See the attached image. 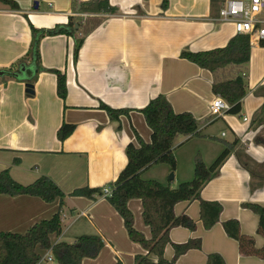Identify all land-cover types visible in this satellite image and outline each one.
Masks as SVG:
<instances>
[{"label": "crops", "instance_id": "crops-1", "mask_svg": "<svg viewBox=\"0 0 264 264\" xmlns=\"http://www.w3.org/2000/svg\"><path fill=\"white\" fill-rule=\"evenodd\" d=\"M14 1L19 11L0 4V72L12 66L15 69L28 54L30 26L50 30L66 25L68 18L80 11L76 4L91 0ZM107 1L114 14L85 12L98 15L82 21V27L87 21L99 22L88 33L40 40L43 71L31 83L32 95L26 94L25 75L0 76V173L7 170L21 185L47 177L65 195L60 210L61 233L50 237L52 246L71 244L80 236H97L104 243L103 249L96 258H85L81 264H134L136 256L147 252L128 239L122 219L106 198L70 194L84 187H111L126 166L125 149L135 143V134L149 143L150 129L138 111L150 100L163 96L175 113L190 112L197 121L205 120L209 104L216 97L211 92L213 76L181 59L180 53L223 48L236 34L231 23L218 19L222 3L212 7L210 0H166L164 7V0ZM80 38L82 45L75 61V43ZM51 71L66 77L64 101L57 96L56 76ZM236 74L243 77L246 90L241 111L238 115L225 114L212 123L221 120L232 135L230 141L219 142L237 144L220 167V174L200 191L201 199L220 203L222 213L215 226L204 230L196 201L174 207L175 216L186 215L196 228L193 232L172 228L170 241L183 244L199 239L202 245L201 250L187 252L175 264H205L211 253L219 254L225 264H264L257 257L242 256L221 225L227 220L238 221L241 234L252 237L256 248L264 247V237L257 234V215L243 207H264V112L259 111L264 105V42L250 45L246 65L226 68L219 77L227 79ZM100 105L127 110L128 114L112 120ZM63 123L74 125L75 130L60 142L56 133ZM204 129L198 130L202 133ZM221 136L225 138L226 134L222 132ZM179 138L185 142L192 139L177 137L172 151ZM159 173L164 177L167 171L162 168ZM168 185L175 188V184ZM127 207L133 215L134 229L149 240L151 233L142 220L141 201L129 200ZM58 210V200L46 203L36 197L0 194V232L25 233ZM46 256L52 261L38 264L57 263L51 253L42 255ZM164 258H173L170 245Z\"/></svg>", "mask_w": 264, "mask_h": 264}, {"label": "trees", "instance_id": "trees-1", "mask_svg": "<svg viewBox=\"0 0 264 264\" xmlns=\"http://www.w3.org/2000/svg\"><path fill=\"white\" fill-rule=\"evenodd\" d=\"M210 1L212 7L217 3L224 2V0ZM0 4L10 11H19L14 0H0ZM76 6L81 12L115 13L107 0H91L76 4ZM163 6H166V0L163 1ZM98 23L97 20H91L82 27L81 21L69 17L66 25H56L50 30H38L30 26L32 44L28 54L16 63L15 69L12 66L0 73L3 76L14 78L23 74L26 84L32 85L35 77L43 71L38 51L41 39L57 35L68 37H73L75 34L83 35L95 28ZM81 39L75 43V61L82 45ZM180 58L211 73L213 76L212 94L222 98L230 105L226 114L238 115L240 113L241 100L246 95L243 77L236 74L226 79L220 78L219 74L226 68L240 69L249 62L250 43L247 36L236 35L223 48L196 53L183 51L180 53ZM27 61L28 63H26ZM51 72L56 76L57 96L64 101L66 98V77L59 71ZM262 96L264 97V95ZM100 108L106 111L112 120H118L120 115L128 114L127 110H113L104 105H100ZM259 111L264 112V105ZM138 112L142 114L150 129V141L145 143L135 134V143L128 144L125 149L126 166L112 184L111 196L106 197V200L122 219L129 240L147 252L145 256H136L134 264H175L178 258L187 252L201 250L202 245L199 239H191L183 244H173L170 241V229L180 227L193 232L196 228V223L186 215L175 216L174 207L182 202L196 201L199 208L198 220L204 230H210L219 222L222 205L218 202L201 199L200 191L217 176L220 167L237 143L235 141L232 144H224L223 151L209 166L196 156L193 164V179L190 182L180 183L172 189L169 185H162L155 180H144L141 178V174L160 163L168 165L171 171H174L176 163L172 151L173 143L179 136L189 138L200 136L198 122L190 112L175 113L163 96L150 100ZM74 130V125L63 123L57 130L56 137L60 142H63ZM0 194L10 197L21 195L36 197L46 203L59 201L58 212L50 219L35 224L25 233L0 232V264H38L47 250H51V254L58 264H81L85 258H96L103 249L104 243L97 236H80L71 244L51 245L50 237L61 233L60 210L65 197L51 179L42 176L29 185H21L12 180L8 171L4 170L0 173ZM70 196L88 199L95 196L102 197V189L84 187L74 190ZM133 199L141 201L142 220L151 233L149 240L134 229L133 215L127 207L128 201ZM243 207L257 215V234L264 237V207L257 204H245ZM221 225L225 234L237 243L238 251L242 256L264 260V247L256 248L252 237L242 235L238 221L227 220ZM168 245L173 249L171 260L164 258V251ZM151 256L155 257L156 261H153ZM116 264L121 263L117 262ZM205 264H225V262L219 254L211 253L206 256Z\"/></svg>", "mask_w": 264, "mask_h": 264}, {"label": "rangeland", "instance_id": "rangeland-1", "mask_svg": "<svg viewBox=\"0 0 264 264\" xmlns=\"http://www.w3.org/2000/svg\"><path fill=\"white\" fill-rule=\"evenodd\" d=\"M42 7L43 5L41 6V8ZM243 118H241V120ZM200 120L201 119L197 121L198 129L201 130L206 127V129L202 131L201 135L194 137L186 142L185 140L180 141L181 138H179L178 140L180 141L179 144L183 143V145L177 147L179 145L178 144L176 147H174L173 156L175 158V163H176L174 171H171L168 165L160 163L148 168L144 173L141 174V178L144 180H155V181H159L160 179L163 185L167 186L169 183H171V184H175V188H176L180 184V182L181 183L190 182L193 179V164L196 156H198L205 165L208 166L211 165L213 161L217 158V156L224 149V145L219 141L220 140L230 141L232 135L229 129L224 125V123H222L221 120L209 124L210 119L208 113L205 120L204 119H202V121ZM236 121H238V118L236 119ZM222 132L226 134L225 138L221 136ZM162 168L165 169V171H167L164 177H160L159 175L160 174L159 171ZM218 173L220 174L219 171ZM135 248L139 251V247L135 246ZM119 250L127 251V249L122 247H119ZM125 260L127 259L125 258ZM129 263L130 262H128V264ZM48 264H57V263H48Z\"/></svg>", "mask_w": 264, "mask_h": 264}, {"label": "built area", "instance_id": "built-area-1", "mask_svg": "<svg viewBox=\"0 0 264 264\" xmlns=\"http://www.w3.org/2000/svg\"><path fill=\"white\" fill-rule=\"evenodd\" d=\"M98 15L78 11L72 14L77 21L96 18ZM218 19L231 23L236 35L247 36L250 45L264 42V15L262 0H224L219 10ZM230 109V105L220 97H214L208 107L209 122L223 117ZM246 121V119H243ZM212 121V122H211ZM111 187L102 189V197H110ZM45 253L50 254L51 250ZM51 257H41L39 262H51Z\"/></svg>", "mask_w": 264, "mask_h": 264}, {"label": "water", "instance_id": "water-1", "mask_svg": "<svg viewBox=\"0 0 264 264\" xmlns=\"http://www.w3.org/2000/svg\"><path fill=\"white\" fill-rule=\"evenodd\" d=\"M36 7H37V5H36ZM0 76H2V73H0ZM25 86H26V94L32 95L33 94L32 85L26 84ZM171 178H172V176H171Z\"/></svg>", "mask_w": 264, "mask_h": 264}]
</instances>
